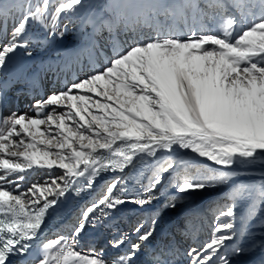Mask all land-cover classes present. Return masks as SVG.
<instances>
[{"label":"snow or ice","instance_id":"obj_1","mask_svg":"<svg viewBox=\"0 0 264 264\" xmlns=\"http://www.w3.org/2000/svg\"><path fill=\"white\" fill-rule=\"evenodd\" d=\"M101 9L90 0L0 3V72L17 50L31 56V44L62 39L65 18L91 26L89 51L100 49L95 37L104 32L111 45L110 54L100 49L102 66L36 101L33 115L3 116L0 89V264L12 257L18 264H184L181 257L232 264L264 250V0H203V7L200 0H109ZM118 30L132 35L122 43ZM257 166L258 181L240 180ZM35 169L48 178L22 184ZM109 172L111 182L81 210L71 236L42 243L30 262L46 219ZM133 173L147 174L148 183L126 198ZM165 185L178 195L164 209L208 188L226 189L207 242L182 251L175 236L162 235L153 245L158 209L148 227L132 229L137 239L123 255L76 251L87 227L126 203L151 204ZM128 238L121 233L109 244L119 248ZM252 264H264V256Z\"/></svg>","mask_w":264,"mask_h":264},{"label":"bare ground","instance_id":"obj_2","mask_svg":"<svg viewBox=\"0 0 264 264\" xmlns=\"http://www.w3.org/2000/svg\"><path fill=\"white\" fill-rule=\"evenodd\" d=\"M13 2L14 0H0V3L6 5ZM108 2L109 0H90V3L96 7L97 11H101V6ZM104 16L108 18V13L104 12ZM160 19L163 20V17H160ZM203 22L205 24V19ZM60 23L61 29L65 24L68 28V31L62 39L57 38L56 41L46 46H41L36 43L31 44L28 49V51L32 53L31 56L27 55L24 49L17 50V52L11 56L6 69L0 72V89H3L4 84L9 80L14 81V84L9 89L8 94L10 99L4 107L3 116L7 117L13 112L33 115V106L36 101L46 99L47 96L53 92L64 90L66 84H70L77 78H84L86 74L92 71L93 67L99 68L102 66L104 57L99 55L100 49H103L106 54H110L111 45L108 44L107 32L95 37L100 45V49L89 51L92 33L91 26H85L82 29L79 21L69 24L70 22L67 18ZM72 24L76 25L73 26ZM188 24L189 26L192 25L190 14ZM11 25L12 20L9 18L6 25L9 32L11 30ZM178 26L183 29L184 22L178 21ZM208 26L211 27V24H208ZM142 31L148 33L149 30L144 28ZM116 35L123 43L132 33L129 32L125 34L118 30ZM90 58L95 59L94 65L90 63ZM42 171L41 169L28 170L25 180L30 179L33 183L46 179L47 175L39 178L38 173ZM259 171L260 168L258 166L254 167L248 171V176H243L242 179H246L245 177L256 179L260 177ZM112 178L113 173L111 172L102 174L96 181L94 189L91 192H87V194L75 204L71 212L72 216L67 217L69 220L64 219L58 226H49L42 232L37 246L33 250V256L27 259L30 262L33 261V257L39 255V246L42 243H46L48 240L55 239L58 234L70 237L71 229L76 225L81 210L86 204H89L101 194L105 185L110 183ZM21 183L25 186L27 185L24 181ZM147 183V174H145L144 177H140L136 173L129 175L125 181V184L128 186L126 187V198L138 195L144 190L143 185ZM173 191V189L165 185V188L162 190L163 194L158 193L159 199L151 204L143 207L132 203L121 205L119 210L113 212L109 220L104 221L103 224L96 226V228H91V226L87 227L80 235L83 241H79L76 250L83 255H90L93 252L102 251L103 258L106 260H111L119 255H123L129 249L130 244L137 239L136 235L132 233V229L139 222H142L143 216L145 217V227H148L150 218L157 213L158 209H163V211L159 215L156 235L151 241L153 245L161 240L162 235L168 236L170 234L171 236H175V239H181L182 232L187 234V239L180 241V244L184 246L182 251L187 250L189 247H198L207 242V229H205V231L200 230L197 224L200 216L198 211L201 206L205 207L207 205L212 209L217 202L212 203V198L207 199V195L203 192H198L194 194L192 199L187 203L177 202L176 208H178V210L173 213V209L171 208L164 209V204L168 202V199L165 200L166 196ZM219 192L220 191L217 190L215 194ZM216 198L217 197L213 199ZM188 203L190 204L189 206H187ZM184 208L192 210L194 208V210H198L195 215L196 220L193 221L194 225L190 226L188 222L177 225L179 221L177 216L184 211ZM205 216L204 214L203 220L207 219ZM121 233L127 234L129 238L121 247L113 248L109 244V241L118 238ZM193 233L196 234L195 238H193ZM148 250L151 251V249ZM117 252L119 253L116 254ZM262 256H264V251L258 250L253 256L234 257L232 264H252L253 261H258ZM146 258L147 257L144 256V250H141L140 259L143 260ZM19 259L20 258L12 264H18ZM181 259L184 264H187L186 257H181Z\"/></svg>","mask_w":264,"mask_h":264},{"label":"rangeland","instance_id":"obj_3","mask_svg":"<svg viewBox=\"0 0 264 264\" xmlns=\"http://www.w3.org/2000/svg\"><path fill=\"white\" fill-rule=\"evenodd\" d=\"M200 2H201V6L203 7V0H200ZM65 22H67V21H65ZM69 24H71V22L69 23ZM205 24L206 25H208V24H211V22L207 19V17H205ZM73 26H75L76 24H72ZM47 170H43L42 172H39L38 173V176H39V178L41 177V176H46V172ZM36 175V174H35ZM243 176H248V174H246V175H243ZM243 176H241L240 177V180H243V181H258L259 179H260V177H258V178H256V179H252V178H250V177H245L246 179H242V177ZM48 178V177H47ZM46 178V179H47ZM24 183H26L27 185L26 186H30V184L32 183L31 182V180L30 179H26L25 181H24ZM217 190H219L220 192L218 193V194H215V191H217ZM225 191H226V189L225 188H223V187H217V188H208V189H205L204 191H203V193L205 194V195H207V199L208 198H212L211 200H212V203H216V205L212 208V209H210V207L207 205V206H205L203 209H202V211H199L198 213H199V222L197 223L199 226V228H200V230H203V231H205V229H207V233H208V240L211 238V235H212V231H213V227H214V225H215V223H216V217H217V214H218V208H217V205H218V203L219 204H223V203H225V201L222 199V197L224 196V193H225ZM215 197H217L216 199H213V198H215ZM186 199V198H185ZM184 199V200H185ZM170 200H172V199H170ZM169 200V201H170ZM183 200V201H184ZM240 211V209H237V212H239ZM206 215L205 217L207 218L206 220H203V215ZM201 219V220H200ZM221 219H223V218H221ZM237 227H239V221L237 222ZM57 237H55V239H56ZM260 237H257V239H259ZM79 241H83V240H81V239H79ZM259 250V249H258ZM257 250V251H258ZM77 251V250H76ZM256 251V252H257ZM262 251H264V250H262ZM255 252V253H256ZM254 253V254H255ZM254 254H252V255H246V256H253ZM249 264V263H248Z\"/></svg>","mask_w":264,"mask_h":264}]
</instances>
